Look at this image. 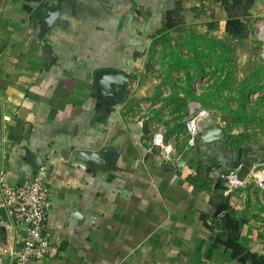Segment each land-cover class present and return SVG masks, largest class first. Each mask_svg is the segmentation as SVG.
I'll return each instance as SVG.
<instances>
[{
    "label": "crops",
    "instance_id": "crops-1",
    "mask_svg": "<svg viewBox=\"0 0 264 264\" xmlns=\"http://www.w3.org/2000/svg\"><path fill=\"white\" fill-rule=\"evenodd\" d=\"M196 10L254 51L264 0H0V176L26 183L45 167L51 187L46 223L59 252L36 264H264V215L241 210L220 184L226 169L241 165L247 179L262 167L264 142H182L176 162L148 147L156 124L141 102L164 74L142 75L145 54ZM107 68L129 82L100 98L93 76ZM24 233L0 209V247Z\"/></svg>",
    "mask_w": 264,
    "mask_h": 264
},
{
    "label": "rangeland",
    "instance_id": "rangeland-1",
    "mask_svg": "<svg viewBox=\"0 0 264 264\" xmlns=\"http://www.w3.org/2000/svg\"><path fill=\"white\" fill-rule=\"evenodd\" d=\"M193 13L195 19L160 35L146 52L142 75L148 79L163 73V88L152 101H142L140 110L147 111L156 127L165 128L177 148L186 139L185 120L191 102L208 110L227 144L237 148L264 142V62L255 51L262 45L256 21L251 31L254 51L249 53L247 48L233 45L235 38L221 33L217 20L199 14V10ZM137 85L135 79L129 91ZM157 101L158 109L153 108ZM171 123L177 125L170 127ZM261 166L253 173L264 170V164ZM253 173L230 198L241 210L262 216L264 180L258 181Z\"/></svg>",
    "mask_w": 264,
    "mask_h": 264
},
{
    "label": "built area",
    "instance_id": "built-area-1",
    "mask_svg": "<svg viewBox=\"0 0 264 264\" xmlns=\"http://www.w3.org/2000/svg\"><path fill=\"white\" fill-rule=\"evenodd\" d=\"M255 27L262 40L259 59L264 62V19L257 20ZM146 112L140 113L148 116ZM209 116L206 108L195 102L189 104V115L185 120L187 147H194L198 143L200 123ZM148 147L155 149L157 155L164 160H179L175 157L177 147L166 136L163 126L154 128L148 137ZM240 168L241 165L226 169L220 175L223 194L228 198L245 185L246 178L239 175ZM253 175L258 181L264 180V170ZM50 190L45 167L33 172L26 183L9 184L0 176V209L6 210L25 231L18 239L0 247V264H36L58 254V247L50 242L51 234L46 223L51 206Z\"/></svg>",
    "mask_w": 264,
    "mask_h": 264
},
{
    "label": "water",
    "instance_id": "water-1",
    "mask_svg": "<svg viewBox=\"0 0 264 264\" xmlns=\"http://www.w3.org/2000/svg\"><path fill=\"white\" fill-rule=\"evenodd\" d=\"M58 14L59 7L48 11L44 17L45 26H50ZM93 78L100 98L114 96L116 92L120 91L125 92V86L129 82V77L124 72L112 68L96 70ZM221 137H223V132L220 128L205 129L200 132L198 143H205Z\"/></svg>",
    "mask_w": 264,
    "mask_h": 264
},
{
    "label": "trees",
    "instance_id": "trees-1",
    "mask_svg": "<svg viewBox=\"0 0 264 264\" xmlns=\"http://www.w3.org/2000/svg\"><path fill=\"white\" fill-rule=\"evenodd\" d=\"M167 32V31H166ZM165 32H163L161 35H163ZM130 75V74H129Z\"/></svg>",
    "mask_w": 264,
    "mask_h": 264
}]
</instances>
